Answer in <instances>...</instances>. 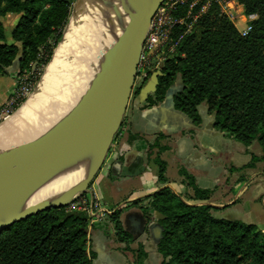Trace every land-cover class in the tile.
Segmentation results:
<instances>
[{
  "label": "trees",
  "instance_id": "obj_1",
  "mask_svg": "<svg viewBox=\"0 0 264 264\" xmlns=\"http://www.w3.org/2000/svg\"><path fill=\"white\" fill-rule=\"evenodd\" d=\"M239 1L246 14L257 15L251 31L243 36L214 7L184 36L178 54L166 60L148 101L152 105L163 101L178 85L175 106L193 122L200 123L199 109L205 105L216 126L236 141L244 145L258 141L262 155L234 167L244 169L264 161V0ZM71 12V0H0V75L7 73L22 51L18 72L27 69L37 75V84L62 40ZM9 13L19 15L12 42L2 19ZM146 83L133 92L139 93ZM117 137L118 133L114 141ZM154 147H158L154 161L161 186L131 204H140L148 214L153 210L163 215L161 264H264V230L255 223L216 216L218 208L205 203L213 191L199 187L185 170L181 174L193 194L176 192L167 185V162L161 157L167 147L158 142ZM123 208L117 207L109 217L117 240L130 244L133 237L121 220ZM89 224L88 212L66 206L35 213L0 232V264H91ZM138 254L142 259L144 253Z\"/></svg>",
  "mask_w": 264,
  "mask_h": 264
},
{
  "label": "crops",
  "instance_id": "obj_2",
  "mask_svg": "<svg viewBox=\"0 0 264 264\" xmlns=\"http://www.w3.org/2000/svg\"><path fill=\"white\" fill-rule=\"evenodd\" d=\"M13 15L9 13L2 19L5 22ZM15 16L11 26L18 21ZM9 41L12 42V38ZM18 70V67H10L7 73L0 75V107L16 87ZM177 89L178 85L163 101L154 105L148 98L140 97L141 91L132 92L122 133L112 144L93 185L98 188L104 206L111 209L124 207L121 220L133 241L126 244L117 240L110 217L102 222L91 221L87 236L91 264H161V215L153 210L148 214L140 204H131L161 186L154 161L158 147L151 148L155 142L167 147L161 153L167 162V185L184 196L193 194L181 174L185 170L199 187L213 191L207 202L218 208L214 211L216 216L255 223L252 220L253 202L259 195L264 198V186L261 188L264 161L257 162L254 167H234L241 168L252 160L253 155H262L260 144L255 140L244 145L219 129L214 114L205 105L199 109L200 123L193 122L175 106ZM250 189L253 190L251 194ZM259 223L255 224L264 230V220ZM139 250L144 253L142 259L138 257Z\"/></svg>",
  "mask_w": 264,
  "mask_h": 264
},
{
  "label": "water",
  "instance_id": "obj_3",
  "mask_svg": "<svg viewBox=\"0 0 264 264\" xmlns=\"http://www.w3.org/2000/svg\"><path fill=\"white\" fill-rule=\"evenodd\" d=\"M163 1H132L107 49L97 79L78 108L71 109L35 136L0 149V232L35 213L64 207L89 191L124 122L136 81L142 45L151 19ZM21 60L22 51L8 68H20ZM159 75H162V71L154 72L143 86L140 92L142 99L146 100L151 92H155ZM80 151H85L89 156L82 177L63 192L31 202L29 195L36 184L33 177ZM16 201L18 203L14 204Z\"/></svg>",
  "mask_w": 264,
  "mask_h": 264
},
{
  "label": "bare ground",
  "instance_id": "obj_4",
  "mask_svg": "<svg viewBox=\"0 0 264 264\" xmlns=\"http://www.w3.org/2000/svg\"><path fill=\"white\" fill-rule=\"evenodd\" d=\"M132 1H77L64 38L34 95L32 94L33 97L31 95L25 105H22L10 124L7 122L5 127H0V138L8 129L16 127L20 121H25L24 127L18 126L21 127L19 134L11 139L10 144L15 145L24 141V138L29 139L27 137L35 131H42L82 104L92 83L97 79L107 49ZM60 112L62 115L57 117ZM24 131L30 134L22 138ZM88 163L89 156L85 151H80L36 174L33 177L36 184L29 195L30 201L63 192L82 177ZM17 203L16 201L14 204Z\"/></svg>",
  "mask_w": 264,
  "mask_h": 264
},
{
  "label": "built area",
  "instance_id": "obj_5",
  "mask_svg": "<svg viewBox=\"0 0 264 264\" xmlns=\"http://www.w3.org/2000/svg\"><path fill=\"white\" fill-rule=\"evenodd\" d=\"M214 7L234 24L237 18L246 22V28L240 30L236 27L243 36L251 31L252 20L257 17L256 14H246L244 5L239 0H164L153 15L146 33L136 81L139 78L142 83L146 82L154 72L161 71L166 60L178 54V47L184 36L190 33L200 19ZM36 76L27 69L17 73L16 87L0 107V125L9 120L30 96L36 86ZM121 131H118V136L121 135ZM66 207L68 210L88 212L90 222L102 221L115 210L104 206L93 182L88 192L71 201Z\"/></svg>",
  "mask_w": 264,
  "mask_h": 264
},
{
  "label": "rangeland",
  "instance_id": "obj_6",
  "mask_svg": "<svg viewBox=\"0 0 264 264\" xmlns=\"http://www.w3.org/2000/svg\"><path fill=\"white\" fill-rule=\"evenodd\" d=\"M72 1V10H73V8H74V6H75V4H76V2L78 1V0H71ZM15 15H17V20H18V18H19V15L18 14H15ZM15 15H13V16H10V18H7V19H5V27H6V34H7V39H8V41L11 39V31H12V29H13V27L14 26H11L12 25V23H13V21H14V18L16 17ZM235 25H236V27L238 28V29H244V28H246V26H247V23L246 22H244L243 20H241L240 18H237L236 20H235ZM66 31V30H65ZM10 42V41H9ZM60 45V44H59ZM58 48V47H57ZM57 50V49H56ZM55 53H56V51H55ZM55 53H54V55H55ZM54 58V57H53ZM53 58H52V60H53ZM51 63V62H50ZM49 63V64H50ZM49 64H48V66H49ZM48 66H46L45 67V69H44V72H43V74H42V78H43V76L45 75V72H46V70H47V68H48ZM18 73V72H17ZM17 75V74H16ZM42 78H41V80H42ZM41 80H40V82H41ZM40 82H39V84H40ZM39 84H38V86H39ZM142 84V80L141 79H137V81H136V83H135V85H134V87L135 86H139V85H141ZM37 86V87H38ZM33 95H34V93H33ZM33 95H32V97H33ZM31 97V98H32ZM28 101V100H27ZM26 101V102H27ZM25 102V103H26ZM25 103H24V105H25ZM23 107V106H22ZM21 107V108H22ZM20 108V109H21ZM60 115H62V113L60 112V113H58L57 114V117L58 116H60ZM56 117V118H57ZM13 118V117H12ZM12 118L9 120V121H7L9 124L11 123V120H12ZM55 118V119H56ZM7 122H5V123H3V125L1 126V127H5V124L7 123ZM25 121H20L19 123H18V125L16 126V127H14V128H11V129H8V131H6V133H5V135H3L1 138H0V149H4V148H7V147H10L11 146V141L13 140V138H14V136H16L17 134H19V131L21 130L20 128L21 127H24L25 126ZM21 125V127H18V126H20ZM8 126V125H7ZM41 127V126H40ZM40 127H38V128H40ZM45 127V126H44ZM40 130V129H39ZM39 130L38 131H35L33 134H31L29 137H27V138H31V137H33V135H35V133L37 134V132H39ZM30 133L29 132H23L22 134H21V137L22 138H24V137H26V135H29ZM12 139V140H11ZM25 140H27L26 138H24ZM9 142V143H8ZM262 179V181H261V183H263V185L261 184V188L264 186V177L263 178H261ZM98 189V188H97ZM263 189V192H264V187L262 188ZM99 191V190H98ZM253 192V190L252 189H250V194ZM100 193V192H99ZM253 205H254V214H253V222H255V223H258V224H260L259 222L260 221H262V220H264V198L262 197V196H260L259 195V197H257L256 198V200L253 202ZM102 221H104V220H102ZM102 221H100V222H102ZM245 222V221H244ZM246 223H252V222H246ZM261 225H259V227H260Z\"/></svg>",
  "mask_w": 264,
  "mask_h": 264
}]
</instances>
